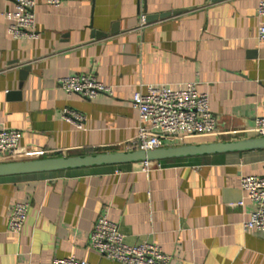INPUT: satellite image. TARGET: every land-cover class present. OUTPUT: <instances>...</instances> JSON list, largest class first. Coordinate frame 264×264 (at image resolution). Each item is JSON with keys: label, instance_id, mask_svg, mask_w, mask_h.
I'll list each match as a JSON object with an SVG mask.
<instances>
[{"label": "crops", "instance_id": "1", "mask_svg": "<svg viewBox=\"0 0 264 264\" xmlns=\"http://www.w3.org/2000/svg\"><path fill=\"white\" fill-rule=\"evenodd\" d=\"M36 2L37 38H14L8 13L16 4L0 0V127L21 129L26 148L0 162L128 150L139 126L131 98L147 84L196 82L218 119L210 133L161 135L162 147L259 137V0ZM141 13L150 19L143 28ZM161 13L171 14L150 18ZM76 73L95 74L113 95L66 92L58 79ZM66 107L85 115L82 127L64 119ZM154 161L161 166L149 171L139 161L0 176V264L71 256L124 264L90 244L103 213L126 243H156L171 264H264V231L245 228L256 205L241 188L243 176L264 174V149ZM17 202L29 203L18 233L8 226Z\"/></svg>", "mask_w": 264, "mask_h": 264}, {"label": "built area", "instance_id": "2", "mask_svg": "<svg viewBox=\"0 0 264 264\" xmlns=\"http://www.w3.org/2000/svg\"><path fill=\"white\" fill-rule=\"evenodd\" d=\"M16 9L8 13L11 18L9 32L14 38H37L36 0H13ZM53 6H59L65 0H47ZM261 22L258 28V40L264 43V0H259L257 8ZM147 24V16L140 15V28ZM58 84L66 92L76 93L84 98L94 99L99 94L113 95V86L100 81L93 73H76L58 79ZM132 106L138 111V136L132 141L128 150L155 149L162 147L161 135H187L210 133L217 128L218 119L210 109L209 95L200 92L196 82L187 83L183 89H173L164 84H147L146 91H134ZM64 119L82 127L85 115L71 108H64ZM254 130L259 137H264V103L263 114L255 118ZM23 131L3 125L0 127V157L19 156L25 153L20 141ZM28 150V149H27ZM160 167L154 160L141 161V169L151 170ZM241 188L245 197L256 205L249 219L244 222L246 229L264 231V174L245 175L241 179ZM238 204L243 205L244 199ZM28 202L14 204L9 216V230L20 232L27 220ZM93 249L102 255L124 264H171L172 255L151 242L128 244L119 224L112 221L105 213L100 215L90 235ZM49 264H90L75 256L56 258Z\"/></svg>", "mask_w": 264, "mask_h": 264}, {"label": "water", "instance_id": "3", "mask_svg": "<svg viewBox=\"0 0 264 264\" xmlns=\"http://www.w3.org/2000/svg\"><path fill=\"white\" fill-rule=\"evenodd\" d=\"M161 13L150 18L170 15ZM147 17V22H149ZM27 69V68H25ZM26 71V70H24ZM264 149V137H253L232 141L201 142L155 149H135L70 156H51L37 159H23L0 162V176L49 172L97 165H116L144 160H161L172 157L201 155L222 152Z\"/></svg>", "mask_w": 264, "mask_h": 264}]
</instances>
